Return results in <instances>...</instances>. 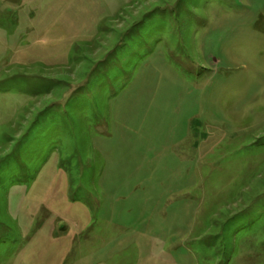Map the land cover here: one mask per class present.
Instances as JSON below:
<instances>
[{"label": "rangeland", "instance_id": "rangeland-1", "mask_svg": "<svg viewBox=\"0 0 264 264\" xmlns=\"http://www.w3.org/2000/svg\"><path fill=\"white\" fill-rule=\"evenodd\" d=\"M0 264H264V0H0Z\"/></svg>", "mask_w": 264, "mask_h": 264}]
</instances>
